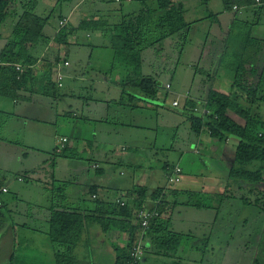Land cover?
<instances>
[{
  "label": "crops",
  "instance_id": "1",
  "mask_svg": "<svg viewBox=\"0 0 264 264\" xmlns=\"http://www.w3.org/2000/svg\"><path fill=\"white\" fill-rule=\"evenodd\" d=\"M123 1V5L117 4L114 0L73 1L71 6L67 7V12L63 13V17H66L70 23L67 46L64 48L54 44L52 40L54 32L50 30V33L47 29L51 40L43 47L38 46L29 51L35 61L30 67V74L25 78V86L19 91V98L8 100L0 96V111L9 115L0 134V188L7 189L6 193L0 192V246L3 247L4 255L2 256H5L6 259L11 252L10 243L15 240L8 233L10 229L15 231V225L6 222V215L16 199L32 208L30 214L26 213V219L30 223H24V228H29L31 225L35 236L42 235L47 238L46 249L44 250L40 246L37 252H28L24 256V264H54V249L48 237L49 198L50 190L53 187L52 182L53 185L66 183L64 188L65 207L93 215H96L97 211L93 206L92 195H96V200L103 204L122 196V199L129 205L138 198V191L141 188H147L148 193L155 192L159 188L173 190L177 194L166 197L168 204L161 215L159 225L168 224L176 232L180 231L174 228V214H178L179 206H183L178 203L185 200L184 193L213 195L223 192L234 156V145L236 147L237 141L230 138L221 143L204 131L197 135L193 132L191 122L187 117L185 119L187 121L182 119L184 138L181 139L179 127L182 121L173 123L174 118L172 117L170 127L165 130L168 132V136L166 135V138L159 142V134L154 132L158 128L159 114L154 108L156 109L159 101L162 103L164 98H159L158 92L152 97L133 86H126L122 90L121 84L127 71L123 67H118L121 72L120 76L112 77L113 70L110 71V69L113 51L110 48L109 39L107 43L95 39H89L87 43L84 42L81 33H86L85 37H90L89 30L83 29L81 32L75 30L81 21L88 20L93 23L105 21L106 24L103 28H105L104 31H108L109 38L113 25L121 19L122 15H127L138 8V5L127 6V4H132L133 0ZM186 1L184 0V2ZM41 2L42 5L36 1L35 14L39 16L47 13V11L42 12L45 3L43 0ZM54 3L58 4V0H54ZM125 9L126 11H124ZM231 18L227 23L228 26H226L223 37L224 43H227V50L223 44L224 47L218 51V58L211 56V61L214 63L211 73L207 69L201 70L200 74L203 76L208 72L209 75L207 81L202 82V86L198 87L200 91L195 93L192 101L203 102L211 88L223 93L225 86L228 85V91L224 94L231 91L234 72L228 68L230 63L223 65V59L228 58L223 53L224 50L228 51L231 37L240 34V32L237 33L238 30H230ZM13 22L10 19V29L4 35L1 33L3 30L0 29V51L6 41L11 39ZM57 23L53 26H57ZM260 30L263 31L261 37L258 35ZM251 36L262 39L264 25L261 23L254 26L251 29ZM236 40L234 39V48L237 47ZM101 42L105 44L107 53H98L100 55L97 54V57L105 58L104 60L109 65L105 69L93 65L91 62L93 50L96 45L100 46ZM219 47H216L214 52ZM85 50L87 53L83 55ZM64 62H67L68 65L63 66ZM90 67H94L100 76L91 79L88 75H84V70ZM59 68L63 74L60 87L56 82V73ZM213 72H215L214 76L210 75ZM142 74L147 78L150 77L149 74L152 75L149 70H144L143 61ZM250 77L256 78L255 82H257L256 76L249 75L246 76V79H250ZM48 79H51L53 86L55 85L54 88L46 89ZM78 81L81 83L79 84ZM94 81H97V84L105 85V88L101 87V90L98 89L99 91L96 92L94 84H86ZM76 85L80 86L81 90H76ZM113 85L118 91L116 90L117 92L115 91L111 97L104 93L103 89H106L105 92H109L111 89L109 86ZM88 90L93 93L87 92ZM203 90L204 95L201 96L200 92ZM95 94L97 95L95 96ZM173 100H171V106L169 105L172 110L175 108L172 106ZM168 103L165 102L162 105L167 106ZM173 112H176L178 117L182 114L181 109H174ZM258 112L264 116V102L260 104ZM60 116L71 117L74 130L69 136L68 134L57 136L54 131L50 144L44 142L42 135L37 132L31 133L25 127L21 134H7L9 124L10 126L13 124L14 128L19 127V121L25 118L33 123L43 124ZM231 118L239 124L244 123L236 115ZM133 131H137V133ZM143 131L150 135L148 142L144 140ZM177 136L180 138L179 142H177ZM60 138L67 139L65 146L69 149V157H59L58 159L71 162L72 166L69 170L64 168V171L60 170L58 173L60 167H57L58 161L56 160L52 172L50 171V177H47L45 173L48 172V169L46 168L50 169L49 164L46 163L50 154L48 151L52 149V152L58 146ZM37 143L43 147L49 145L48 149H39L41 146H38ZM165 150L177 152L176 164L169 165V162L158 159V152ZM174 166L181 168V178L176 184H168L167 176ZM36 167L40 169L32 172L33 169H38ZM113 169L119 170L113 171ZM19 178L21 181L18 180ZM37 189L40 197L34 196L36 200L29 198L30 201H28L26 197L23 198L26 194H32L33 190ZM34 195L36 194L34 193ZM41 197L43 201L40 200ZM213 221L214 219L209 223V229L217 222ZM207 223L201 221L199 225L203 227ZM131 224H134V217ZM188 231L181 233L192 235V232ZM139 236V231L135 232V240H138ZM6 237L8 239H5ZM127 240V232L118 229L105 232L97 223H89L83 230L79 244L73 253L82 264H113L119 250L127 245ZM144 242L147 243V246H150L149 242L151 243L152 250L150 251L158 249L152 246L154 240L151 235L145 236ZM187 244L189 243L184 241L180 246ZM176 257L178 256L176 255ZM155 258H157L158 264H168L170 260L168 257L149 252L145 254L142 264H153ZM178 258L183 264H198L199 261L197 258L187 261Z\"/></svg>",
  "mask_w": 264,
  "mask_h": 264
},
{
  "label": "trees",
  "instance_id": "2",
  "mask_svg": "<svg viewBox=\"0 0 264 264\" xmlns=\"http://www.w3.org/2000/svg\"><path fill=\"white\" fill-rule=\"evenodd\" d=\"M73 1L75 0H58V5L68 6ZM114 1L119 5H123L124 2L123 0ZM207 1L199 0L200 4L204 3V5ZM222 3L223 11L232 13L230 30L240 32L239 35L232 36L230 39L233 46L234 39H237V47L233 50L235 62L228 65V68L234 72L231 91L224 94L211 88L201 103L192 101L188 93H183L180 95L184 98L181 108L178 107L179 102L173 107L181 109V112L186 114L195 134L198 135L204 131L221 143L233 138L237 144L223 192L207 194L214 196L219 202L218 205L204 204L201 199L207 196L206 194L191 192L184 193L185 200L178 204L197 209H212L215 211L214 221H217L222 204L226 200L237 199L242 206L252 207L254 213L263 218L262 233L258 237L259 256L257 254L252 259V264H264L262 261L264 258V116L258 112L260 104L264 102V36L262 39L251 36V29L262 23L264 0H222ZM136 4H138L137 9L122 15L121 19L113 25L109 36L110 48L113 51L110 71L118 67L126 69L127 75L122 81V90L126 86H133L154 97L158 92L157 83L153 78L143 76L142 53L171 37H176L178 40L186 39L191 24L202 19H194L193 22L186 19L184 0H136ZM35 8V0H0V29L7 19L14 21L11 39L6 41L0 51V96L8 100L19 98V91L25 86V78L30 74V67L35 61L29 51L38 46L43 47L51 40V36L45 30L49 27L51 11L39 16L35 14ZM240 14L244 15L245 19H240ZM206 18L218 21L217 16L212 13H209ZM57 22L58 25L50 29L54 32L52 40L57 46L61 45L65 48L68 44L70 23L66 17H63L62 12L57 15ZM105 24V21L94 23L88 20L81 21L75 30L99 28L104 30ZM17 65L22 68L21 72L16 70ZM246 66H249V75L257 77L254 86L244 80ZM46 87V89L55 87L51 79L47 80ZM165 89L169 90L166 85ZM239 91L244 93L243 98L240 94L238 95ZM229 112L241 118L244 123L235 122L229 116ZM8 118V114L0 111V133ZM65 145L59 147L58 144L50 152L46 161L50 170L53 169L57 158L69 155V149ZM39 169H33L32 172ZM18 180L21 181V178ZM52 186L49 198L48 237L54 249V264H82L75 258L73 252L79 244L83 230L89 223H97L105 232L114 229L127 232V245L119 250L113 264H128L130 250L137 241L143 251L142 259L138 264H142L145 254L149 252L168 257L170 259L168 264H183L176 257V252L184 241H187L190 248L197 252H205L209 244L208 236L193 237L190 234L172 230L168 224L159 225L161 215L168 204L166 197L177 194L173 190L159 188L155 192L148 193L147 188H141L138 191V198L129 205L122 196L120 200L124 201L123 205L116 203L117 197L103 204L96 200V195H92L93 206L97 211V214L93 215L64 206L66 183L53 185L52 182ZM141 209L158 213L144 231H141L140 221L136 216V211ZM133 217L134 224H131ZM138 231L140 236L138 240H135V232ZM147 235L153 237L152 246L158 248L156 251H150L152 250L150 242V246L143 243ZM2 249L3 247L0 246V258L4 260ZM10 251L6 260L9 264H13V250Z\"/></svg>",
  "mask_w": 264,
  "mask_h": 264
},
{
  "label": "rangeland",
  "instance_id": "3",
  "mask_svg": "<svg viewBox=\"0 0 264 264\" xmlns=\"http://www.w3.org/2000/svg\"><path fill=\"white\" fill-rule=\"evenodd\" d=\"M38 1V4H43L41 0ZM44 7L42 12L47 13L51 11V17L49 19V27L48 30L52 29L53 25L57 23V15L59 13H66L67 12V5L59 6L58 4L54 3V0H43ZM138 5L136 4V0L133 1L132 4H127V6ZM71 6V5H70ZM117 6V5H115ZM184 6H186V19L192 20L194 19H202V21L193 22L190 26V32L186 39L178 40L176 37H171L162 41L160 45H154L146 49L142 53V61L144 63V70H149L152 72V75L149 74L150 78H153L157 83L159 98H164L162 103H168L167 106L162 105V103H158L156 106L158 114H159V124L158 128L154 130L155 133L159 134V142L168 136V132L165 130L167 127H170L171 118H174L173 123L178 122L179 120L184 121L186 119V114L182 113L181 116H176V112H173L169 105L171 106V100L176 99L178 94L188 93L189 97L193 99L196 92H199V86H202V82H206L209 72L213 71L214 63L212 57L218 58V51L225 46L227 50V43L225 42L224 32L226 30L227 23L232 17V13L224 12L223 11V3L222 0H208L206 5L200 4L199 0H191L189 2H184ZM126 11V9L124 10ZM46 13V14H47ZM215 14L218 18V21L208 19L206 16L209 14ZM45 14V13H44ZM43 14V15H44ZM240 19H245L244 15L239 16ZM262 24L264 25V15L261 18ZM10 19H7L5 23L2 25L1 29L3 30L1 33L4 35L7 33L8 29H10ZM47 30V29H45ZM77 31V30H76ZM80 32L82 30H79ZM86 33H81L84 42L88 43L89 39L95 40H103V42H108V31H104L103 29L99 28L97 30L92 29L89 30L88 35L90 37H85ZM263 31L260 30L258 32L259 37H261ZM217 35V36H215ZM215 36V37H214ZM224 44V46H223ZM234 44V43H233ZM104 46V47H103ZM220 46V47H219ZM216 47H219L217 51L214 52ZM105 44L102 42L100 46L96 45L95 49L93 50V55L91 57V62L95 66H101V69L107 68L109 65L104 60V57L98 58L97 56L100 55L98 53H107L105 50ZM233 49L234 46L230 43L228 51L224 50L223 55L228 58L223 59L224 63H233L235 59L233 56ZM87 52L86 50L83 52L85 55ZM98 54V55H97ZM214 54V55H213ZM212 56V57H211ZM211 57V58H210ZM100 59V60H99ZM222 65V67H223ZM207 69L209 72L206 73L205 76L200 74L201 70ZM97 70L94 67H90L84 70V75H88L89 78L93 79L95 76H100L96 72ZM213 74H210L214 76ZM121 72L117 68L111 72L113 78L120 76ZM219 74H221L219 72ZM92 76V77H91ZM246 76H249V66H246V73L244 75L245 82H249L251 85L256 84V78L246 79ZM80 84L81 82L78 81ZM87 85H92L96 87L98 92L101 87L105 88V85L97 84V81L93 83H86ZM165 84L170 86L169 90L165 89ZM114 86V87H113ZM109 86L111 89L109 92H105L106 89H103L104 93L109 94L111 97L114 95L115 91L117 90L115 85ZM107 87V86H106ZM206 86L204 85V89ZM76 90H81L80 86H75ZM118 91V90H117ZM116 91V92H117ZM228 91V85L225 86L223 93ZM78 92V91H77ZM85 92V91H84ZM87 92H90L88 90ZM90 93H93L91 91ZM241 95L243 98L244 93L238 92V95ZM97 94H95L96 96ZM200 95H204V90L200 92ZM179 100V108L183 103L184 98L178 97ZM168 101V102H167ZM230 117H235V114L229 112ZM9 123V122H8ZM19 127L12 124L7 128V134H21L24 127L31 133L37 132L38 134L42 135L44 142L51 143L53 138L54 131H56V135H63L68 134V136L74 130V125L71 117L60 116L57 119H53L47 121L43 124L33 123L27 118L19 121ZM185 124V123H184ZM183 121L179 127V136L181 139L184 138L183 129ZM165 131V132H163ZM24 132V131H23ZM137 133V131H133ZM2 133V132H1ZM0 133V134H1ZM142 135L145 137V142H148L150 135H147L144 131ZM21 141V140H20ZM138 142V140H135ZM166 142V140H164ZM180 141V138L177 136V142ZM176 142V143H177ZM38 146H41L40 143H37ZM46 147H39V149H48L49 145H45ZM231 148V146H228ZM235 148V145H234ZM52 149H49V153ZM163 150V149H162ZM158 159L165 160L169 162L168 164H176L178 159L177 152L173 150H165L159 151L157 155ZM58 166L60 167L58 173L64 171L63 169H68L72 166L71 162L65 160H59ZM48 172L45 175L50 177L51 170L47 167ZM119 169H113V171H117ZM74 188V186H73ZM36 195L32 192V194H26V199L28 201L29 198L36 200L34 196L37 198L40 197L38 195V189L33 190ZM242 193V192H240ZM42 194H44L42 192ZM182 198V197H180ZM43 198L41 197L40 200ZM195 200V199H194ZM204 204L208 205H218V200L214 196H203L202 199ZM14 204L6 215V222L10 223L11 225H15L14 229L9 230V235L11 234L12 238L15 240L10 243V250L14 252V260L13 264H24V256L28 252H37L38 248L42 246V249H46L45 243L47 238L43 237L42 235L35 236L34 229L29 226V228H24V223L29 222L26 219V213L30 214L32 208H30L27 204L23 203L21 200L14 199ZM43 201V200H42ZM174 221H175V230L180 232H192L193 237L202 236V237H209V244L206 248L205 252H197L190 248V244L182 245L178 248L176 255L182 258L184 261L186 260H193L197 258L198 264H252V259L258 254L259 250L258 247V237L262 233L263 229V218L259 217L257 213H254V209L248 206H242L241 203L237 199L226 200L222 204V208L217 216V223L214 224L212 228L209 229V223L215 217V211L212 209H197L193 207H185L179 206L178 214H174ZM201 221L208 222L203 227L200 224ZM220 223V224H218ZM232 223V224H231ZM220 225V227H218ZM207 226V227H206ZM260 232V234H259ZM190 234V233H188ZM9 237V236H8ZM7 237V239H8ZM263 245V244H262ZM261 245V247H262ZM155 263H157V258L154 259ZM264 261V258H262ZM152 262V261H151ZM0 264H9L8 260L4 258L1 260Z\"/></svg>",
  "mask_w": 264,
  "mask_h": 264
},
{
  "label": "built area",
  "instance_id": "4",
  "mask_svg": "<svg viewBox=\"0 0 264 264\" xmlns=\"http://www.w3.org/2000/svg\"><path fill=\"white\" fill-rule=\"evenodd\" d=\"M68 63L64 62L63 66H67ZM16 70L18 71H22V68L20 66H16ZM62 79H63V74L60 71V68L57 70L56 73V82H57V86H61L62 85ZM166 88L169 89V85H166ZM182 95V94H178V97ZM178 97L176 99H174L172 101V106H177L178 105ZM67 142L66 138H60L59 139V147H63L65 145V143ZM181 174H182V170L180 169V167L175 166L171 171L170 174L167 176V182L168 184H176L180 181L181 178ZM1 192H6L7 189L5 187L1 188L0 190ZM94 198V196H93ZM116 203H120L121 205L124 204L123 200H120V196L116 198ZM158 213L156 211L150 212L148 210H138L136 211V216L138 217L139 221H140V226H141V231L146 230L149 227V223L151 221V219L155 216H157ZM143 256V251L141 249V246L139 244V242H135L134 245L132 246L131 250H130V262L128 264H138L139 261L142 259Z\"/></svg>",
  "mask_w": 264,
  "mask_h": 264
}]
</instances>
